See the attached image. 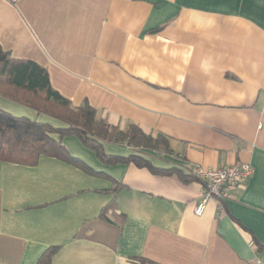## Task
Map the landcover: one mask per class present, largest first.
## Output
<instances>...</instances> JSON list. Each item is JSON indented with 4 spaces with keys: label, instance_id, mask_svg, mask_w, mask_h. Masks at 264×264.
Masks as SVG:
<instances>
[{
    "label": "crops",
    "instance_id": "1",
    "mask_svg": "<svg viewBox=\"0 0 264 264\" xmlns=\"http://www.w3.org/2000/svg\"><path fill=\"white\" fill-rule=\"evenodd\" d=\"M0 47L44 68L72 107L86 103L109 126L162 141L159 153L101 143L107 156L136 155L158 172L102 163L73 135L53 138L91 173L51 157L0 162V264L262 257L264 0H0ZM0 110L67 129L1 96ZM237 162L251 178L195 215L203 186L192 167Z\"/></svg>",
    "mask_w": 264,
    "mask_h": 264
},
{
    "label": "trees",
    "instance_id": "2",
    "mask_svg": "<svg viewBox=\"0 0 264 264\" xmlns=\"http://www.w3.org/2000/svg\"><path fill=\"white\" fill-rule=\"evenodd\" d=\"M0 96L28 106L67 125V129H54L27 118L13 117L0 110V162L32 166L41 157H51L82 167L91 173L79 161L72 158L59 141L65 135H73L85 147L91 149L102 163L131 162L138 167L158 172L149 162L136 155H130L128 158L107 156L101 143L120 144L132 151L152 149L159 153L160 150L157 148L158 144L162 143L161 138L153 141L131 124L123 131L111 127L86 103L77 108L72 107L67 99L52 89L44 68L29 60L12 59L1 47ZM37 97L63 114L47 113V110L35 106L33 100ZM53 135L58 136L59 139L55 140ZM112 205L104 207L101 214L105 215Z\"/></svg>",
    "mask_w": 264,
    "mask_h": 264
},
{
    "label": "built area",
    "instance_id": "3",
    "mask_svg": "<svg viewBox=\"0 0 264 264\" xmlns=\"http://www.w3.org/2000/svg\"><path fill=\"white\" fill-rule=\"evenodd\" d=\"M5 1L14 5L18 0ZM189 174L203 186L202 194L194 208L195 215L199 216L210 199L221 202L232 198L233 192L251 178L253 169L248 163L237 162L216 169L195 166ZM253 264H264V254L256 258Z\"/></svg>",
    "mask_w": 264,
    "mask_h": 264
},
{
    "label": "rangeland",
    "instance_id": "4",
    "mask_svg": "<svg viewBox=\"0 0 264 264\" xmlns=\"http://www.w3.org/2000/svg\"><path fill=\"white\" fill-rule=\"evenodd\" d=\"M33 104L45 111L47 110V113L53 112V113H58L59 115L63 114V112L53 109L50 105L46 104L45 102H43L41 98L38 97L33 100Z\"/></svg>",
    "mask_w": 264,
    "mask_h": 264
}]
</instances>
